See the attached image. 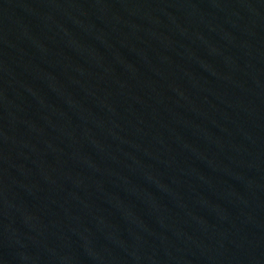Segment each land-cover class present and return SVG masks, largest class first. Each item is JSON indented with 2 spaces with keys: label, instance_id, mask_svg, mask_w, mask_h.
Listing matches in <instances>:
<instances>
[{
  "label": "water",
  "instance_id": "1",
  "mask_svg": "<svg viewBox=\"0 0 264 264\" xmlns=\"http://www.w3.org/2000/svg\"><path fill=\"white\" fill-rule=\"evenodd\" d=\"M0 264H264V0H0Z\"/></svg>",
  "mask_w": 264,
  "mask_h": 264
}]
</instances>
